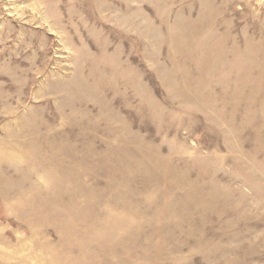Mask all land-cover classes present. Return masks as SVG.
Here are the masks:
<instances>
[{
    "label": "rangeland",
    "instance_id": "rangeland-1",
    "mask_svg": "<svg viewBox=\"0 0 264 264\" xmlns=\"http://www.w3.org/2000/svg\"><path fill=\"white\" fill-rule=\"evenodd\" d=\"M0 264H264V0H0Z\"/></svg>",
    "mask_w": 264,
    "mask_h": 264
}]
</instances>
